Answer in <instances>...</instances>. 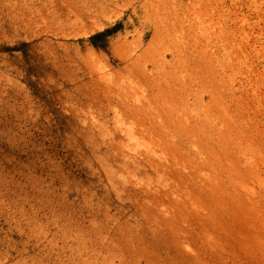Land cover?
<instances>
[{
    "label": "rangeland",
    "instance_id": "rangeland-1",
    "mask_svg": "<svg viewBox=\"0 0 264 264\" xmlns=\"http://www.w3.org/2000/svg\"><path fill=\"white\" fill-rule=\"evenodd\" d=\"M192 50L203 55L200 72ZM202 89L203 118L222 125L227 105L246 123L229 121L236 140L245 129L246 142L259 145L252 164H239L238 179L255 169L241 186L247 196L235 194L257 218L242 221L226 249L213 234L180 248L139 241L150 237L147 183L159 179L147 160L156 137L144 130L168 125L178 110L171 101ZM183 192L189 206L202 196ZM259 212L264 0H0V264H264Z\"/></svg>",
    "mask_w": 264,
    "mask_h": 264
},
{
    "label": "bare ground",
    "instance_id": "bare-ground-1",
    "mask_svg": "<svg viewBox=\"0 0 264 264\" xmlns=\"http://www.w3.org/2000/svg\"><path fill=\"white\" fill-rule=\"evenodd\" d=\"M202 16L197 13V15L193 17V22H196L203 32L198 28L196 23L195 27L200 31L198 32L193 29L194 31L192 32H194V34L195 32H198L197 34L201 32L200 35L204 37L205 34H207L205 33L207 28H204V26L208 24L204 23L205 18H202ZM201 26H203V28ZM195 36H197V39L198 35H194L193 37ZM202 39L203 38H201V40ZM209 40L205 42L207 43L205 49L208 50V53H210ZM199 41L200 40H197L195 43H204ZM188 54L191 56L192 61H194L195 65H193L196 70L200 72L201 63L203 61L201 50H198L197 54H194L193 50L188 52ZM195 55H197L198 58H195ZM206 68L208 67L206 66ZM190 84L191 83L187 85V89L189 90L191 89ZM203 89L200 90L198 94H179L178 97L180 99H176V102H174V100L171 101L178 110L170 112L171 121L168 122V125H164V121L157 122L156 126L152 123L144 130L148 132L150 136L156 137H153L151 143L148 145V151L151 152V154L147 160L151 162L150 165L156 166L159 170V172H157V177H159V179L158 183L154 184L155 186L147 183L149 188H151L149 191L150 193H148L150 199L148 198L144 201L142 208L143 212L148 217L149 228L151 227L150 237L147 238L145 235H140L138 236L139 241L162 240L169 243L171 242L174 247L180 248L185 247L189 243H204L205 238L213 234V242L217 243L216 245L220 248L226 249L233 245L229 237L230 235L234 236V230L239 228L244 221L247 222L248 218L252 219L256 217L248 213L249 211L246 209L248 205L242 204L241 200L238 198L239 195L247 196V193L243 194V190L241 189H244V187L241 186L242 184L247 186V184L244 183L245 179L250 176L253 177V175H255V169L252 168L254 169L252 170L254 173L253 175L251 170L246 169V175L244 177L241 179L237 177L240 171L239 164L243 161L242 157H247L245 165L252 164L253 156L258 155L257 151L259 150V145L256 144L254 147L249 142H246V138H244L245 135L247 136L245 129L241 130L243 133V135L241 134L242 139L238 136L240 140H236V131L233 129L235 123H233L234 126L231 125L229 127L228 125L233 121L236 123H246L243 120H238V118L233 119V115H231L230 108L228 109L227 105H222V107L219 108L221 109V111H218L219 114L216 113L221 118L222 121L220 122L222 125H219L220 123L217 122L216 118L215 120H211L209 117L206 118V116L203 118L201 114L204 104ZM214 90L215 87L211 88L212 96L215 95L213 94ZM240 107L242 109V106ZM238 109L241 110L240 108ZM238 116H242V119L245 117L243 114ZM230 120L231 122H229ZM163 135L164 137H162ZM233 146L237 147V150H233ZM249 154L250 156H247ZM226 178L234 182L233 189H230L228 184L226 185L224 183ZM170 183L178 188V194L176 192L178 197H174L171 191L172 196L167 194L170 189L167 191L162 186V184L167 186ZM239 184H241L240 187H238ZM198 189L202 196L198 198L196 196V198H194L195 203L193 202L194 205L191 203V206H189L193 198L187 200L189 196L185 195V192L182 193V190L187 193V191L191 192ZM219 189H221L220 192ZM248 200L250 199L248 198ZM261 215L263 216H261L263 221L260 220V217L258 219L264 224V213L262 212ZM259 228L260 227H258V229ZM240 233L242 241H246L247 243L245 244L248 245V238L250 235L247 231H243L242 229ZM254 238L257 240L256 237ZM189 248L184 250L189 251ZM181 252L184 253V251ZM229 254L231 255V253Z\"/></svg>",
    "mask_w": 264,
    "mask_h": 264
}]
</instances>
